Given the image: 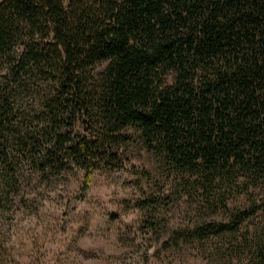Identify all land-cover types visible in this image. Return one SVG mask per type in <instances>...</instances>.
Segmentation results:
<instances>
[{"label":"trees","instance_id":"1","mask_svg":"<svg viewBox=\"0 0 264 264\" xmlns=\"http://www.w3.org/2000/svg\"><path fill=\"white\" fill-rule=\"evenodd\" d=\"M134 147L195 189L240 180L248 203L229 222L250 219L264 195V0H0V187L16 165L77 166L88 187Z\"/></svg>","mask_w":264,"mask_h":264},{"label":"rangeland","instance_id":"2","mask_svg":"<svg viewBox=\"0 0 264 264\" xmlns=\"http://www.w3.org/2000/svg\"><path fill=\"white\" fill-rule=\"evenodd\" d=\"M15 174L11 190L0 187V264L261 261L264 195L255 193L238 229L229 222L248 203L240 180L195 189L136 147L119 163H102L88 187L77 166L43 176L16 165ZM212 222L227 227L201 233Z\"/></svg>","mask_w":264,"mask_h":264}]
</instances>
